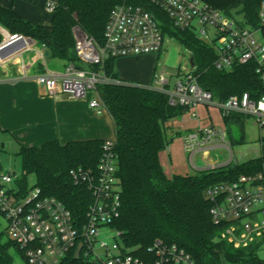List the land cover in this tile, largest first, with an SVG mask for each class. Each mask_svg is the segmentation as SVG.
<instances>
[{
    "label": "built area",
    "instance_id": "built-area-1",
    "mask_svg": "<svg viewBox=\"0 0 264 264\" xmlns=\"http://www.w3.org/2000/svg\"><path fill=\"white\" fill-rule=\"evenodd\" d=\"M57 3L49 1L47 8L55 12ZM145 3L164 12L175 27L192 30L213 46L217 53L214 63L217 69L231 70L253 62L264 83L262 29L248 25L243 16L227 14L204 0H127L112 10L102 44L77 28L79 63H68L63 71L46 67L34 77L22 59L24 53L34 49V41L9 33L0 42V68L19 65L22 79L34 78L50 95L89 100L90 106L101 113L106 106L98 87L115 81L103 68L106 60L158 54L163 49L167 38L164 22ZM46 51L45 45H41L44 59ZM192 67V70L178 71L173 89H170L165 71L155 76L157 86L151 88L166 93L171 105L189 108L198 104L215 105L223 117L244 114L254 117L264 128V94L254 99L245 92L218 100L211 90L199 84ZM227 137L225 128L211 126L187 133L184 147L192 155L201 148L208 153L212 144L229 147ZM113 146L114 140L105 142L97 171L78 169L72 172L74 181L86 185L94 197L84 223L77 221L60 199L45 196L39 187L24 192L18 183L22 174L8 170L0 173V215L6 219L8 237L23 250L27 264H63L71 254L76 256L80 244L82 250L75 259L81 264H196L187 251L162 239L155 240L144 250L131 248L123 242L122 233L112 226L121 215L122 192ZM208 197L215 223H227L220 238L235 248L254 245L264 259V170L216 184L209 188Z\"/></svg>",
    "mask_w": 264,
    "mask_h": 264
},
{
    "label": "trees",
    "instance_id": "trees-1",
    "mask_svg": "<svg viewBox=\"0 0 264 264\" xmlns=\"http://www.w3.org/2000/svg\"><path fill=\"white\" fill-rule=\"evenodd\" d=\"M204 1L227 14L243 16L248 25L261 28L264 33V0ZM125 2L127 0H58L51 30L0 4V25L11 34L30 37L45 45L49 60L79 63L75 30L80 28L102 44L112 10ZM145 4L164 22V34L175 37L191 52L199 84L211 90L215 98L223 101L248 92L258 99L264 94V83L253 62L231 70L217 69L214 64L217 53L213 46L194 31L175 27L156 6ZM2 39L0 34V42ZM114 60H106L103 67L112 78H116ZM91 67L100 69L98 65ZM98 91L116 123L113 153L118 161L122 192L121 215L112 226L122 233L123 242L131 248L144 250L155 240L162 239L187 251L196 264H264L254 245L235 248L220 238L227 223H215L208 197L209 188L216 184L264 170V135L260 139L262 154L256 158L203 170L199 174L168 177L160 161V153L171 140L166 123L182 116L189 107L171 105L166 93L127 82L105 83ZM247 118L244 114L224 117L227 134L233 138V143L244 142ZM235 132L241 134L239 139L234 136ZM105 142L92 139L62 144L53 140L34 147L21 145L16 152L22 171L18 183L24 192L39 187L45 196L60 199L74 218L84 223L94 197L86 185L74 181L72 172L78 169L97 171ZM3 170L0 161V173ZM29 174L36 177L32 187L28 183ZM3 236L0 232V264H13L10 248L14 247L23 255L24 252ZM63 264L81 262L71 254Z\"/></svg>",
    "mask_w": 264,
    "mask_h": 264
},
{
    "label": "crops",
    "instance_id": "crops-1",
    "mask_svg": "<svg viewBox=\"0 0 264 264\" xmlns=\"http://www.w3.org/2000/svg\"><path fill=\"white\" fill-rule=\"evenodd\" d=\"M49 1L58 2V0H0V4L6 8H13L23 18L51 30L54 12L47 8ZM9 33L0 25L2 37H6ZM30 39L35 43L34 49L24 53L22 59L29 66L32 77L44 72L46 67L57 71L65 69L67 64L64 61L49 60V55H45L44 59L40 53L41 45L36 40ZM160 54L150 53L115 58L113 71L116 78H113L114 82L154 87ZM19 70V65L15 64H8L0 68V132L2 133L0 141L2 147H6L7 144L10 146L17 144L18 148L21 145L34 147L53 140H59L62 144H66L71 141L116 139V123L107 108L98 113L90 106L89 100H75L60 94L50 95L34 78L22 79ZM200 105H205L208 110L211 107L218 108L215 105L207 104H198L189 108L183 114L184 116H180L181 120L188 125L184 126V128L187 127L185 132L182 131L181 125H179V129H174L176 118L166 123L168 136L171 138L168 146L170 157L167 160V147L160 153V161L168 177L177 174L189 175V173L183 174L175 169L176 164H174L175 160L171 153L175 152L181 157L179 146H181V150L183 148L192 166L197 170H210L231 164L220 163L216 159L210 158V150L230 148V146L227 147L221 143L210 145L208 153H204V148L199 149L194 155L186 151L184 136L189 132L199 130L203 125L199 116ZM218 109L220 110V108ZM221 116L219 126L227 131V124L222 112ZM209 118L212 126H215L210 113ZM180 137H183V142L175 147L172 146V142ZM200 153L202 154V163L197 165L195 157Z\"/></svg>",
    "mask_w": 264,
    "mask_h": 264
},
{
    "label": "rangeland",
    "instance_id": "rangeland-1",
    "mask_svg": "<svg viewBox=\"0 0 264 264\" xmlns=\"http://www.w3.org/2000/svg\"><path fill=\"white\" fill-rule=\"evenodd\" d=\"M160 57L158 58V69L155 73V76L160 74L162 71H165V77L170 79V89L174 88V85L177 80L178 71L184 72V70H192V65L190 62L191 52L186 48V46L178 41L175 37L167 35V38L164 42L163 49L160 52ZM154 86H157L156 80L154 81ZM209 113L213 116V122L216 127H220L221 120V111L216 107H211L209 110L205 105H200L199 116L203 125L199 129H206L212 126L211 120L209 118ZM184 116V115H183ZM175 120L177 122H175ZM174 122L176 123L174 129H179L181 125L182 131L185 132L187 127L184 128L186 122L182 121L180 117L176 118ZM195 130V129H194ZM2 133L0 132V136ZM264 135V128L260 127L259 123L254 117H248L246 121V132L244 142H234L233 138L229 136L226 138V142L230 148H217L210 150V158L216 159L220 163H231L237 164L248 161L250 159L256 158L261 155V137ZM234 136L236 139H239L241 134L235 132ZM1 138V137H0ZM183 137L177 138L172 142V146H177L179 143L183 142ZM171 147V146H170ZM182 155L181 157L177 153H171L172 158L175 160L176 164L175 169L183 174H199L202 170L195 169L190 159L187 157L185 151L180 149ZM169 147L166 150L167 160H169ZM18 150L17 144L10 146L9 144L6 147H2L0 141V161L3 166V171L15 172L19 175L22 174L21 171V160L19 156L16 155ZM165 152V151H164ZM163 152V153H164ZM195 163L200 165L202 163V154H198L195 157ZM29 186L32 187L36 183V177L34 174L28 175ZM7 222L6 219L0 215V232L4 234V240L9 239L6 233ZM10 252L13 256V264H27L24 258V255L17 251V249L10 248Z\"/></svg>",
    "mask_w": 264,
    "mask_h": 264
},
{
    "label": "water",
    "instance_id": "water-1",
    "mask_svg": "<svg viewBox=\"0 0 264 264\" xmlns=\"http://www.w3.org/2000/svg\"><path fill=\"white\" fill-rule=\"evenodd\" d=\"M45 55H46V56L49 55V51H48V50L45 52ZM190 62H191V65H192V66L195 65V62H194V58H193V57H191ZM82 246H83V245L80 244L79 247H78V249H77L76 256H75L76 259L79 258L80 252H81V250H82Z\"/></svg>",
    "mask_w": 264,
    "mask_h": 264
}]
</instances>
